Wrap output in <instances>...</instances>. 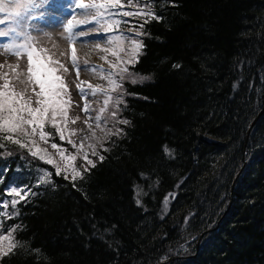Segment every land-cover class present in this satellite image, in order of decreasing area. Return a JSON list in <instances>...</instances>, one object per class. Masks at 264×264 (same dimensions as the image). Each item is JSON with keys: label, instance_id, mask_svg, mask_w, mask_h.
Instances as JSON below:
<instances>
[{"label": "trees", "instance_id": "1", "mask_svg": "<svg viewBox=\"0 0 264 264\" xmlns=\"http://www.w3.org/2000/svg\"><path fill=\"white\" fill-rule=\"evenodd\" d=\"M122 2L163 16L134 20L144 33L133 38L144 45L137 83L125 79L103 112L106 132L123 133L95 145L104 159L92 157L80 190L62 176H52L55 189L41 184L52 166L0 150V202L16 213L0 219L41 250L0 264H264V112L246 142L264 109V0ZM13 187L29 193L15 208Z\"/></svg>", "mask_w": 264, "mask_h": 264}, {"label": "snow or ice", "instance_id": "2", "mask_svg": "<svg viewBox=\"0 0 264 264\" xmlns=\"http://www.w3.org/2000/svg\"><path fill=\"white\" fill-rule=\"evenodd\" d=\"M124 5L122 0H75V7L81 10V15L84 16L83 20H78L76 15H72L71 19L61 21L58 16L53 15L52 23L60 25L64 28L67 35L63 37L66 39L72 51V62L76 67V76L79 78L80 66L77 63V50L75 44L77 39L87 37L88 31L79 30L77 27L84 24L95 23L96 25L106 24V31H114L116 27L122 22L121 20H112L114 15L113 9H121ZM174 6V5H173ZM46 8L52 9L54 12L58 11L63 14V6L58 4L56 0H51L50 4H45L44 0H0V13H5L10 19L11 24L6 31H0V36L8 37L11 34L8 43L0 44V49L4 50L9 55H14L17 59H23L26 56L27 67L24 72H21L20 65L17 63L15 66L9 65L13 68L16 76L15 79L19 81L23 87L20 90H16L11 86V81L8 78V74H0V79L4 82L0 84V150L8 149L9 146H14L16 149H23L28 155L42 161L46 165L52 166L54 171L42 170L43 175L39 178V183L51 185L53 189L56 188L55 182L52 180V176L63 177L65 181L72 183L73 188H77L76 181L84 180L86 175H89L91 169L94 168L95 162L92 159L93 156H99V159L103 161L104 156L99 155L96 151L95 145L97 143L103 144V141L95 139V131L91 132V136L94 138L93 143H89L87 146L82 139L79 144L74 141L71 136L74 133L66 132L68 115L67 107L70 103V97H68V88L64 80L59 76H54L56 71V65L63 68L65 72L68 69L59 61L52 59L47 55V48H40L37 46V38L32 35L33 31H40L35 27L32 22L37 19L35 17L36 12H40L38 19H44ZM144 10L136 11H124L123 16L126 17H144V23H147L148 18L161 21L163 16L157 13L155 10L149 7L148 4L143 5ZM107 13V15H106ZM4 20H0V24H4ZM144 23H139L138 28L143 29ZM99 30V29H97ZM135 31V29H130ZM137 36L144 35L142 31H136ZM126 37L118 35L109 37L107 43L112 47L101 48L100 44H96V48L100 49L104 53H111L112 56L117 58L115 63H112V67L118 69V72H109L104 79L108 80L111 86V91L115 92L118 88L123 87V81L127 79L131 84L137 83V74L129 71V66L138 62L140 49L144 47L143 43L138 39H131V48L126 49L123 46V40ZM126 52L127 59H123L120 53ZM107 61V56L101 57ZM85 66L88 65V61L85 60ZM4 67V65H0ZM174 68H180L181 65L174 64ZM91 71H97L95 66L90 68ZM103 71V69H100ZM113 76H118L119 80L112 79ZM141 80L150 79L149 76H141ZM87 84L89 89L95 87L100 90L99 85H92L90 82L81 81L76 85L79 94L84 96V89L81 85ZM95 95V92L92 93ZM108 95V93H105ZM112 99L108 95V99L104 100V105L107 106ZM117 105L120 103L116 101ZM83 111L87 114L89 109L85 104ZM101 113L105 111L104 108L100 109ZM113 118L117 116V112L113 111L110 114ZM91 119V117H90ZM96 126L99 127L101 116H95ZM79 120L77 116L71 120V123H76ZM88 124L87 121H85ZM118 123L122 125H128L130 121L126 119H120ZM46 126H50L52 131H47ZM88 128L91 129L92 125L88 124ZM123 133V128L113 131L107 130L108 136H118ZM53 137H58L59 141H66L67 145L71 146L74 151L65 155L68 151L67 148L57 142H51L50 146L56 150L59 154V161L48 151L47 147H41L40 144H48ZM85 137L84 139H87ZM87 149H91L89 152ZM104 148V151H107ZM81 151L83 155L80 156ZM165 151L169 152L167 147ZM11 155V151L8 153ZM81 159V168L75 165L77 158ZM142 178L148 179L143 173L140 174ZM139 189V185H137ZM142 191V190H141ZM23 193V194H22ZM34 195V193H32ZM140 192H137L139 196ZM10 195L18 197L19 199H12L11 204L15 206L21 199H26L29 195L28 192L20 187H13L10 189ZM87 198V193H84ZM139 204L140 201L137 200ZM9 207L8 202L0 203V213L8 220L13 219V215L16 213L4 212V209ZM115 227V226H113ZM21 228V225L13 223L8 228H4V220L0 219V259L7 257L17 250L33 251L37 254L40 253V249H30L29 246L17 239L14 233Z\"/></svg>", "mask_w": 264, "mask_h": 264}, {"label": "rangeland", "instance_id": "3", "mask_svg": "<svg viewBox=\"0 0 264 264\" xmlns=\"http://www.w3.org/2000/svg\"><path fill=\"white\" fill-rule=\"evenodd\" d=\"M40 0H38V3ZM58 4L63 6V14L56 11L54 12L50 8H46L44 19H38L40 17V12L35 13V17L37 19L33 20L32 22L35 24V27L40 29V31H33L32 35L37 38V46L40 48H47L49 51L47 55L51 56L54 60H59L67 69L68 71L65 72L63 68L56 65L55 73L60 76L67 88H68V97H70V103L67 105V115H68V123L67 128L69 133H74L71 138L79 144V142L83 139L85 145L87 146L89 143H93L94 138L91 136V132L95 131L96 137L95 139H102L106 135V128L105 123L102 118V113L100 109L104 108V100L106 96L97 90L95 87L89 89L87 84L81 85L84 89V96L79 94V91L76 87L81 81L90 82L92 85H99L100 89L109 88L110 85L106 77L109 72H113L112 70L115 69L112 67V63L117 61V58L112 56L111 53H104L100 49L96 48V44H100L101 48L104 47H112V45L108 44V36L105 32L106 25H96L94 22L90 24H84L77 27L76 31L84 30L88 31L89 35L87 37L77 39L75 44V48L77 50V63L82 64L85 60L88 61V65L85 66L83 69H80L79 78L76 76V67L72 62V51L69 42L64 39L67 35L64 28L60 25H55L52 23L53 15L58 16L61 21H65L67 19H71L72 15L70 13V5H72L73 0H57ZM44 3L50 4L51 0H44ZM76 18L78 20H83L84 16L81 15V12L76 14ZM7 19H10L5 16H0V20H4V24H0V31H6L10 24L7 22ZM7 23V24H6ZM3 27H2V26ZM105 25V26H104ZM99 29V30H97ZM120 34H112L109 37L118 36ZM128 40H123V46L126 49L130 48ZM8 43V42H5ZM4 44V43H3ZM107 56V61L102 59L101 57ZM121 58L127 59V53L122 52L120 53ZM17 63L20 65V71L24 72L27 67V59L26 56L23 59H17L14 55L7 54L4 50L0 49V65H4V67H0V74L7 73L8 78L11 81V86L16 88V90H20L23 85L15 79L16 73L13 71V68H10L9 65L15 66ZM85 64V63H84ZM95 66L97 71L93 72L90 70L91 67ZM103 69V71H100ZM118 71V70H117ZM112 79H114L112 77ZM4 82L3 79H0V84ZM95 92L93 96L92 93ZM85 104L88 106V113L86 114L83 109ZM100 115L101 121L99 122L100 126H96L95 116ZM79 117V120L76 123H71V120ZM91 117V119H90ZM92 125V128H88V124ZM88 137L87 139H84ZM41 147H47L48 151L54 156L55 159L59 161V154L56 150L52 149L50 144H44L41 142ZM66 148V146H64ZM91 152V149H87ZM71 151H67L65 155H69ZM80 155H83V151H81ZM77 167L78 164L74 162Z\"/></svg>", "mask_w": 264, "mask_h": 264}, {"label": "water", "instance_id": "4", "mask_svg": "<svg viewBox=\"0 0 264 264\" xmlns=\"http://www.w3.org/2000/svg\"><path fill=\"white\" fill-rule=\"evenodd\" d=\"M262 112H263V110L259 113L258 116H260V115L262 114ZM258 116L256 117V119L253 121L251 127L249 128V131H248L247 137H249V134H250V132H251V130H252L254 124L256 123V121H257V119H258ZM235 181H236V180H235ZM235 181H234V184H235Z\"/></svg>", "mask_w": 264, "mask_h": 264}, {"label": "bare ground", "instance_id": "5", "mask_svg": "<svg viewBox=\"0 0 264 264\" xmlns=\"http://www.w3.org/2000/svg\"><path fill=\"white\" fill-rule=\"evenodd\" d=\"M250 137V136H249ZM249 137L246 138L247 142L249 141Z\"/></svg>", "mask_w": 264, "mask_h": 264}]
</instances>
